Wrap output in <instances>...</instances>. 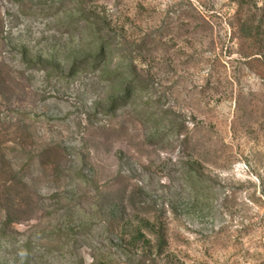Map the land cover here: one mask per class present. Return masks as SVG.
I'll use <instances>...</instances> for the list:
<instances>
[{"label": "rangeland", "instance_id": "obj_1", "mask_svg": "<svg viewBox=\"0 0 264 264\" xmlns=\"http://www.w3.org/2000/svg\"><path fill=\"white\" fill-rule=\"evenodd\" d=\"M0 264H264V0H0Z\"/></svg>", "mask_w": 264, "mask_h": 264}]
</instances>
